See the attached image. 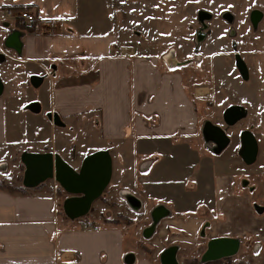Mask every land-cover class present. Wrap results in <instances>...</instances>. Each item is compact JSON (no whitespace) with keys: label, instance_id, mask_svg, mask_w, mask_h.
Here are the masks:
<instances>
[{"label":"rangeland","instance_id":"1","mask_svg":"<svg viewBox=\"0 0 264 264\" xmlns=\"http://www.w3.org/2000/svg\"><path fill=\"white\" fill-rule=\"evenodd\" d=\"M80 1L89 26L102 23L98 30L103 34L117 37L121 46L131 43L136 59L150 62L161 79L173 75L182 79L186 97L195 105L199 130L194 138L179 133L167 141L147 137L130 145L103 140L98 113L89 114L86 122L68 123L65 129L52 122L51 132L42 131L37 140L44 138L46 146L77 171L92 153L107 149L113 156L111 184L84 218L69 223L63 210L68 194L53 180L43 184V193L55 184L61 225L122 232L125 252L135 264L141 260L162 264L161 255L171 248L177 250L179 264H264V0ZM254 11L262 13L257 25L251 20ZM237 61L247 71L246 79ZM8 68L0 66L3 98L7 106L13 100L22 105L35 90L30 96L29 81L15 75L8 79ZM199 88L209 89V97H198ZM231 106L247 112L234 126L223 118ZM24 115L33 117L30 110ZM145 121L158 125L160 115L155 112ZM208 124L223 129L228 147L214 151L217 145L205 142ZM19 130L17 141L30 143L27 132ZM245 131L259 144L253 165L240 157ZM24 152L23 146L12 144L0 149V190L30 193L23 186ZM132 195L140 198L139 206ZM159 206L167 213L155 217ZM216 237L238 239L239 252L204 263L202 256Z\"/></svg>","mask_w":264,"mask_h":264},{"label":"crops","instance_id":"2","mask_svg":"<svg viewBox=\"0 0 264 264\" xmlns=\"http://www.w3.org/2000/svg\"><path fill=\"white\" fill-rule=\"evenodd\" d=\"M80 3L0 0V66L9 67L8 79L15 75L29 81L30 96L33 90L36 93L30 99L24 95L22 105L12 97V105L7 106L3 83L0 149L12 144L29 153L55 154L44 138L37 140L42 131L50 128L51 132L54 114L60 116L65 129L68 123L86 122L89 114L98 113L101 138L108 143L131 145L147 137L162 142L179 133L194 138L199 119L182 79L178 75L161 79L150 62L136 59L131 43L121 46L117 37L103 34L98 30L102 23L89 26ZM17 6L36 9L38 31L5 16L6 8ZM34 78L40 80L38 86L32 83ZM26 110L33 117H26ZM155 112L160 115L159 124L150 126L145 116ZM18 127L19 132H27L30 143L17 141ZM30 144L38 149L29 148ZM54 185L45 193L41 186L29 194L0 190V264H135L125 252L122 232L64 228ZM132 196L140 205V198ZM137 262L149 264L147 260Z\"/></svg>","mask_w":264,"mask_h":264},{"label":"water","instance_id":"3","mask_svg":"<svg viewBox=\"0 0 264 264\" xmlns=\"http://www.w3.org/2000/svg\"><path fill=\"white\" fill-rule=\"evenodd\" d=\"M262 18V13L254 11L251 20L257 25ZM56 67H53L55 70ZM240 72L247 78L244 66ZM39 79H32V83L38 86ZM4 91L3 82L0 80V97ZM32 109H38L31 107ZM246 117V111L242 107H230L224 113V121L228 126H234ZM55 126L65 127L60 116L54 114L51 118ZM212 127L211 124L207 126ZM224 136V145L229 143L225 132L215 129ZM242 150L240 157L246 165H253L258 157V142L255 135L249 131L241 134ZM21 162L25 167L23 186L27 189H37L48 180H53L68 194L63 203V210L67 218L77 220L86 217L93 204L98 201L110 186L113 177V158L109 151L102 150L86 156L80 169L73 168L60 154L54 153H29L24 152ZM130 201L132 197L129 198ZM163 209V208H162ZM158 209L154 216L159 215ZM164 209V214H166ZM157 222L158 219H155ZM154 229V227L152 228ZM240 249V241L235 238H215L209 241L207 251L202 256V261L213 262L237 255ZM162 264H179L177 250L171 248L161 255Z\"/></svg>","mask_w":264,"mask_h":264},{"label":"flooded vegetation","instance_id":"4","mask_svg":"<svg viewBox=\"0 0 264 264\" xmlns=\"http://www.w3.org/2000/svg\"><path fill=\"white\" fill-rule=\"evenodd\" d=\"M237 67H239V70H240V67H243V65L241 64V62H238L237 61ZM203 91V94L202 95H199V91ZM205 90V91H204ZM205 94V95H204ZM209 95H210V90L209 89H205V88H199V89H197V96L198 97H209ZM231 107H235V106H231ZM237 107H241V106H237ZM230 108V107H229ZM228 108V109H229ZM243 108V107H242ZM246 111V110H245ZM226 112V111H225ZM246 116H247V112H246ZM223 118H224V115H223ZM225 122V121H224ZM209 125V124H208ZM208 125H206V127H205V130H207V137L205 136L206 135V133H205V135L203 136L204 137V139H205V142L206 143H209V142H213L214 144H216L217 145V148L216 147H213V150L215 151H220L222 148H226V147H228V145H229V143L225 146L224 145V141H225V138H224V136L223 135H221V133H219L218 131H216V130H214V128L215 129H221V130H223L221 127H219V126H214V125H212V127L210 128H208L207 126ZM227 125V124H226ZM240 139H241V137H240ZM258 142V141H257ZM242 145V144H241ZM258 147H259V144H258ZM241 150H242V148H241ZM241 152V151H240ZM258 154H259V151H258ZM133 205L135 206V202H133ZM137 207V206H136ZM158 213H160L161 215H162V213H163V211H160L159 210V212ZM216 238H228V237H216ZM215 239V238H214ZM211 241V240H210Z\"/></svg>","mask_w":264,"mask_h":264},{"label":"built area","instance_id":"5","mask_svg":"<svg viewBox=\"0 0 264 264\" xmlns=\"http://www.w3.org/2000/svg\"><path fill=\"white\" fill-rule=\"evenodd\" d=\"M5 16L8 19H13L14 21L21 22L24 25L32 27L35 31L40 29V23L37 17L29 11H13L11 8L5 9Z\"/></svg>","mask_w":264,"mask_h":264},{"label":"trees","instance_id":"6","mask_svg":"<svg viewBox=\"0 0 264 264\" xmlns=\"http://www.w3.org/2000/svg\"><path fill=\"white\" fill-rule=\"evenodd\" d=\"M11 8L13 11H16V12H19V11H29L31 13H33L35 16H36V9H34V7H27V6H21V7H9ZM9 8H6V9H9ZM42 187V186H41ZM2 190H7L9 192H11V190L8 188L7 189H2ZM11 193H14V192H11Z\"/></svg>","mask_w":264,"mask_h":264},{"label":"bare ground","instance_id":"7","mask_svg":"<svg viewBox=\"0 0 264 264\" xmlns=\"http://www.w3.org/2000/svg\"><path fill=\"white\" fill-rule=\"evenodd\" d=\"M205 91V90H204ZM203 94V91L201 90V91H199V95H202ZM205 95V94H204ZM136 205H138L139 206V202L138 203H136ZM137 206V207H138ZM160 211H163V213H164V209H161ZM163 213H162V215H163Z\"/></svg>","mask_w":264,"mask_h":264}]
</instances>
